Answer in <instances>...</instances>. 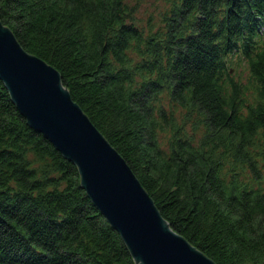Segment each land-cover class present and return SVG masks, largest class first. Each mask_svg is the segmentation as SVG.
<instances>
[{
    "label": "trees",
    "instance_id": "trees-1",
    "mask_svg": "<svg viewBox=\"0 0 264 264\" xmlns=\"http://www.w3.org/2000/svg\"><path fill=\"white\" fill-rule=\"evenodd\" d=\"M134 10L0 0V25L58 71L172 231L215 264H264V0H172L148 33ZM0 264H136L1 80Z\"/></svg>",
    "mask_w": 264,
    "mask_h": 264
},
{
    "label": "water",
    "instance_id": "water-1",
    "mask_svg": "<svg viewBox=\"0 0 264 264\" xmlns=\"http://www.w3.org/2000/svg\"><path fill=\"white\" fill-rule=\"evenodd\" d=\"M0 80L28 125L76 165L81 186L136 264H215L172 231L122 157L75 103L56 69L0 25Z\"/></svg>",
    "mask_w": 264,
    "mask_h": 264
},
{
    "label": "rangeland",
    "instance_id": "rangeland-1",
    "mask_svg": "<svg viewBox=\"0 0 264 264\" xmlns=\"http://www.w3.org/2000/svg\"><path fill=\"white\" fill-rule=\"evenodd\" d=\"M171 1L172 0H130V3L135 7L133 22L137 27L144 29L147 33L150 27H152V30H155L161 23V13L166 10L167 4ZM261 31L264 34V29H261ZM230 61L231 65L227 67L229 69L230 78L241 84V86H246L248 88L247 93H250L249 88L251 84L246 61L239 55H233ZM179 116L180 115H177L178 118ZM162 138L163 136L159 138L160 144L165 149L167 141ZM261 186L264 188L263 181Z\"/></svg>",
    "mask_w": 264,
    "mask_h": 264
}]
</instances>
